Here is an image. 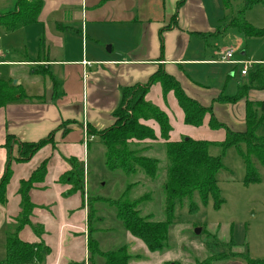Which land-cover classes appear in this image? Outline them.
<instances>
[{
  "label": "crops",
  "instance_id": "1",
  "mask_svg": "<svg viewBox=\"0 0 264 264\" xmlns=\"http://www.w3.org/2000/svg\"><path fill=\"white\" fill-rule=\"evenodd\" d=\"M15 1L0 0V15L13 11ZM41 2L34 23L13 33H0V62L6 63L0 67H7L9 82L26 96L0 108L3 130L13 138L12 143L37 142L49 136L50 144H75L83 138L82 147L88 154L90 140L96 139L89 135L91 139L84 142L82 127L101 130L112 125L122 89L145 84L160 68L173 76L189 97L202 106H212L216 119L231 130L238 128L237 132L244 129V123H236L238 104L244 106L245 119V100L264 102V89H250L246 98L235 104L214 102L221 95H235L247 81L239 83L235 75L229 76L237 65L220 62L228 49L216 44L223 42L217 34L229 29L230 20L222 0ZM208 38L213 43H208ZM244 55L241 52V58L233 60L264 67V60L243 59ZM231 80H235L234 88H227ZM171 96L170 92L164 97L162 91L159 95L170 104L169 109H160L169 119V140L186 126ZM208 118L202 126H207ZM151 128L158 138V126V133ZM131 244L137 246L132 241L127 245Z\"/></svg>",
  "mask_w": 264,
  "mask_h": 264
},
{
  "label": "rangeland",
  "instance_id": "2",
  "mask_svg": "<svg viewBox=\"0 0 264 264\" xmlns=\"http://www.w3.org/2000/svg\"><path fill=\"white\" fill-rule=\"evenodd\" d=\"M229 1L228 20L243 10L242 15L247 23L256 29H264V1L248 10H244L243 0ZM217 36L223 42L216 44L219 48L231 49L232 59L241 58V52H244L243 59L264 60V37H245L234 29H224ZM207 41L213 43L212 38ZM235 68L229 76L235 75L234 79L242 83L247 79L240 76L242 66L237 65ZM255 69L256 65L249 67V73ZM0 74L1 80L9 82L7 67H0ZM234 81L231 80L227 88H234ZM160 94L161 87L153 85L147 94V102L161 110L169 109L170 104L164 102L163 98L160 99ZM252 98H256V95H252ZM171 99L176 105L173 96ZM236 108V117L239 118L236 123L243 124L244 106L240 103ZM259 114L262 112L259 111ZM173 122L175 126V121ZM3 126L0 111V180L8 174L5 203L0 204V264H3L5 256L6 238L15 233L18 227L17 220L21 212L19 183L21 180H28L43 166L45 173L42 181L34 184L29 191L30 201L35 206L29 219L33 226L40 229L39 226H42V234L37 238L28 227L18 232L22 241L42 242L48 249L43 253L41 262L32 264L55 261L60 264H104L99 256H91L87 247L90 238L103 252L126 246L129 264H245L244 255L252 260L264 261V182L244 185L245 170L236 148L231 147L224 152L219 147L210 149V154L219 156L223 165L216 175L222 200L220 207L214 208L211 197L206 204H202L197 195L192 199L195 209L191 208L188 201L177 206L175 218L168 228L166 248L161 252L151 253L140 240L123 229L115 208L107 201L118 199L126 186L131 185L126 199L137 200L138 204L135 206L139 216L149 215L152 221H164L163 183L167 158L164 143L159 137L155 140L156 143L146 140L134 145L136 149L145 151L144 156L158 161L155 178L147 179L141 173L126 176L120 171H108L104 165V148L96 138L95 141L90 140L88 154L83 150L82 138L75 144L44 146L29 161L19 162L17 144L6 143ZM149 126L158 133L155 124L150 123ZM179 126L184 127L183 124ZM183 129L185 130H174L170 141L190 138L221 143L225 138L223 129L212 130L207 126H185ZM233 130L238 131V128L233 127ZM256 135L264 137V117L256 129ZM240 148L243 150V145ZM73 168L82 173L83 189L68 193L71 187L57 183L56 180ZM256 172L259 176H264L258 165ZM196 229H200L199 234H195ZM130 241L137 246L127 245Z\"/></svg>",
  "mask_w": 264,
  "mask_h": 264
},
{
  "label": "trees",
  "instance_id": "3",
  "mask_svg": "<svg viewBox=\"0 0 264 264\" xmlns=\"http://www.w3.org/2000/svg\"><path fill=\"white\" fill-rule=\"evenodd\" d=\"M264 0H243L244 10L262 3ZM224 8L230 9V1L222 0ZM41 0H16L14 10L0 15V33H13L20 28L36 21L41 9ZM243 10L237 16L230 18L226 28L234 29L245 37H264V29H256L243 18ZM52 79V77H51ZM55 88L57 83L53 81ZM159 84L162 95L165 97L172 93L178 107L183 114V123L186 126L200 127L204 118L208 116L207 126L212 129H223L225 138L221 143L193 140L190 138L180 141H170L171 126L167 115L158 107L146 102L145 95L149 88ZM250 89H264V67L256 68L247 75L245 84L238 87L233 96H219L214 102L220 104H235L247 96ZM19 86L0 79V108L6 104L25 99ZM261 111L260 115L258 112ZM114 122L107 128L96 130L87 127L88 134L98 139L104 148V165L108 171H120L126 176L141 173L147 179H154L158 171V161L144 156L145 151L136 149L137 143L146 140L155 141L157 137L154 130L147 125L151 122L159 128V139L163 141L167 158L166 178L163 183L164 191V221L155 222L151 217L139 216L136 201L127 200L131 185H127L118 199L108 200V204L115 208L117 218L123 229L134 238L140 240L145 248L151 252H161L166 248L168 228L175 218L177 206L185 201L195 209L193 197L197 195L202 204H206L211 197L214 208L218 209L222 203L220 191L216 181L218 171L223 168L219 156L210 154L211 148L219 147L223 152L228 148H236L242 160L245 178L244 185L260 184L264 176L256 172L258 165L264 172V137L256 135L257 127L263 122L264 102L252 103L245 100V119L242 131L231 130L224 123L219 122L213 114L212 106L205 107L195 99L189 97L182 89L180 83L164 70L158 69L143 84L125 87L121 91L119 105L113 112ZM12 137L6 136V143L12 142ZM52 143L49 136L37 142H21L17 144L19 162L29 161L39 149ZM243 145V150L240 146ZM76 163V160L73 159ZM44 166L38 169L28 180L19 183L18 195L20 200V216L16 232L6 238L5 256L3 264H32L41 262L47 247L41 243L22 241L18 232L26 227L39 238L42 226L37 228L30 222L32 210L35 208L29 198V191L34 184L40 183L44 177ZM8 174L0 180V204L5 203V187ZM82 173L75 168L63 173L57 183L71 187L70 192L83 189ZM145 197V196H144ZM142 197L141 199H144ZM87 247L92 255L104 260V264H128L129 255L127 247L122 246L109 252L100 251L92 239H88ZM245 264H264L262 260H252L244 255ZM206 263V262H204ZM203 263V264H204ZM68 264H80L76 262ZM167 264H180L172 262ZM202 264V263H201Z\"/></svg>",
  "mask_w": 264,
  "mask_h": 264
},
{
  "label": "built area",
  "instance_id": "4",
  "mask_svg": "<svg viewBox=\"0 0 264 264\" xmlns=\"http://www.w3.org/2000/svg\"><path fill=\"white\" fill-rule=\"evenodd\" d=\"M232 58H233V51L231 49H229V50H227V51H225L223 53L220 62L223 63V64H231V65H240V66H242V70L240 71V74L242 76H246L249 67H251L254 63L253 62H249V61H235ZM4 64H6V63H1L0 62V65H4ZM82 129H83V134H84V142H87V141H89L91 139V137H89L88 131H87L85 126H83Z\"/></svg>",
  "mask_w": 264,
  "mask_h": 264
},
{
  "label": "water",
  "instance_id": "5",
  "mask_svg": "<svg viewBox=\"0 0 264 264\" xmlns=\"http://www.w3.org/2000/svg\"><path fill=\"white\" fill-rule=\"evenodd\" d=\"M199 233H200V229H196L195 234H199Z\"/></svg>",
  "mask_w": 264,
  "mask_h": 264
}]
</instances>
